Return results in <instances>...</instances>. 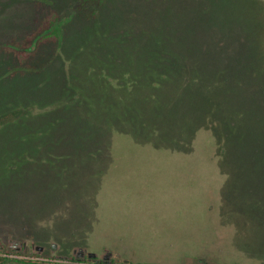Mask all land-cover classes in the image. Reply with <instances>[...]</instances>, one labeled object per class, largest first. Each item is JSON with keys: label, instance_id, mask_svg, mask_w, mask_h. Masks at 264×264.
<instances>
[{"label": "rangeland", "instance_id": "1", "mask_svg": "<svg viewBox=\"0 0 264 264\" xmlns=\"http://www.w3.org/2000/svg\"><path fill=\"white\" fill-rule=\"evenodd\" d=\"M76 7L0 0V264H264V0Z\"/></svg>", "mask_w": 264, "mask_h": 264}, {"label": "trees", "instance_id": "2", "mask_svg": "<svg viewBox=\"0 0 264 264\" xmlns=\"http://www.w3.org/2000/svg\"><path fill=\"white\" fill-rule=\"evenodd\" d=\"M104 0H77V10L78 11H84L87 10L90 7H97L100 4H102ZM47 27L44 29L45 31H47L46 34L43 35L42 38L44 37H49V36H56L58 39L60 38V28L58 26L57 23V16L56 15H52L48 18V22H47ZM6 50H11V47H6ZM15 52V54L21 59V61L25 60L22 56H26L25 54H27V51H25L24 49H20V50H13ZM26 52V53H25Z\"/></svg>", "mask_w": 264, "mask_h": 264}, {"label": "flooded vegetation", "instance_id": "3", "mask_svg": "<svg viewBox=\"0 0 264 264\" xmlns=\"http://www.w3.org/2000/svg\"><path fill=\"white\" fill-rule=\"evenodd\" d=\"M9 240H10V238L8 239V246H9V248H11V249H13L14 251H23V250H25L26 248H27V242L26 241H20V242H26V247L25 248H21L20 250H15L14 248H13V245L12 244H10L9 243ZM32 244L33 243H31V249H32ZM33 250V249H32ZM56 250V249H55ZM54 250V251H55ZM34 251V250H33ZM51 251L52 252H54L53 250H52V246H51ZM35 252V251H34ZM44 252V251H43ZM36 253V252H35ZM89 254H95V256L94 257H89L88 255ZM109 254V253H108ZM110 255V254H109ZM85 257L87 258V260H89V261H94L95 263H105V260L103 259V258H98L97 257V254L96 253H93V252H87L84 248H77L76 249V251H75V253L73 254V256L71 257L73 260H76V261H81V260H84L85 259ZM65 259H68L69 258V256L68 257H64ZM128 264H152V263H134V262H132V263H128Z\"/></svg>", "mask_w": 264, "mask_h": 264}, {"label": "water", "instance_id": "4", "mask_svg": "<svg viewBox=\"0 0 264 264\" xmlns=\"http://www.w3.org/2000/svg\"><path fill=\"white\" fill-rule=\"evenodd\" d=\"M9 243L13 245V248H14L15 250H20L21 248H25V247H26V242H19V241H16V240H12V239H10V240H9ZM51 246H52V250H53V251L57 248L55 243H52ZM32 249H33L37 254H41V253H43V251H44V247L39 246V245H35V244H32ZM88 256H89V257H94L95 254H89Z\"/></svg>", "mask_w": 264, "mask_h": 264}]
</instances>
